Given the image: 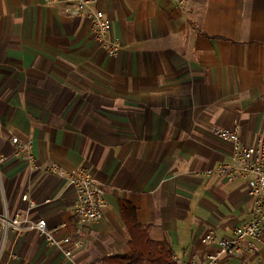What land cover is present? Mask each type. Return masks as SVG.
<instances>
[{"label":"crops","instance_id":"crops-1","mask_svg":"<svg viewBox=\"0 0 264 264\" xmlns=\"http://www.w3.org/2000/svg\"><path fill=\"white\" fill-rule=\"evenodd\" d=\"M180 1L99 0L121 43L111 57L64 5L0 0V216L25 210L28 196L30 219L65 223L58 239L75 235L73 190L40 169H87L104 186L105 209L79 236L78 264L130 257L120 203L175 264L191 254L205 263L216 247L202 236L229 237L252 218L244 178L203 172L229 162L230 146L210 128H237L246 145L264 139V0ZM12 137L31 141L39 170L1 161ZM259 260L264 250L215 264ZM63 263L35 233L0 232V264Z\"/></svg>","mask_w":264,"mask_h":264},{"label":"built area","instance_id":"built-area-1","mask_svg":"<svg viewBox=\"0 0 264 264\" xmlns=\"http://www.w3.org/2000/svg\"><path fill=\"white\" fill-rule=\"evenodd\" d=\"M99 0H45L47 5H64L63 13L73 18L85 17L90 22V31L93 39L99 44L107 55L113 57L121 49V43L110 35V20L96 8ZM187 0H181L185 6ZM208 134L214 139L230 146L229 162L203 172V175L217 174L227 182L237 178L245 179V191L253 200L251 220L244 225L235 227L229 237L217 236L210 232L199 240L201 246L216 247L215 252L207 253L205 263H200L197 254H191L182 264H215L222 259H235L245 262L257 258L259 252L264 250V139H258L252 145L242 142L237 128L221 129L210 128ZM13 146L9 156L1 158L6 161L10 158L23 160L30 171L39 170L32 154L30 140L11 138ZM46 175L55 176L66 182L73 190L74 202L68 213L73 222L75 235L67 234L58 239L56 234L66 228L60 223L49 228L45 219H30L29 211L36 205L28 196L21 198L27 208L18 210L14 216L8 218L0 216V232L7 228L12 229L16 235L35 233L50 247L60 251L64 258L63 264H78L75 261L76 253L82 248L79 236L83 229L93 223L104 219L105 203L103 199L104 186L85 168L66 171L57 164H51L40 169ZM99 264V263H84ZM258 264H264L259 260Z\"/></svg>","mask_w":264,"mask_h":264},{"label":"trees","instance_id":"trees-1","mask_svg":"<svg viewBox=\"0 0 264 264\" xmlns=\"http://www.w3.org/2000/svg\"><path fill=\"white\" fill-rule=\"evenodd\" d=\"M122 220L134 238L131 245L130 257H121L113 260V264H175L168 257L163 245L147 244L141 227L136 223L135 212L127 203L119 205Z\"/></svg>","mask_w":264,"mask_h":264},{"label":"rangeland","instance_id":"rangeland-1","mask_svg":"<svg viewBox=\"0 0 264 264\" xmlns=\"http://www.w3.org/2000/svg\"><path fill=\"white\" fill-rule=\"evenodd\" d=\"M5 215V214H4ZM4 215H2V216H4ZM9 217V216H8Z\"/></svg>","mask_w":264,"mask_h":264}]
</instances>
